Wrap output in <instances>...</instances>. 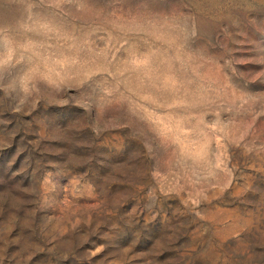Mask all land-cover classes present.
I'll use <instances>...</instances> for the list:
<instances>
[{"label":"rangeland","instance_id":"rangeland-1","mask_svg":"<svg viewBox=\"0 0 264 264\" xmlns=\"http://www.w3.org/2000/svg\"><path fill=\"white\" fill-rule=\"evenodd\" d=\"M0 264H264V0H0Z\"/></svg>","mask_w":264,"mask_h":264}]
</instances>
